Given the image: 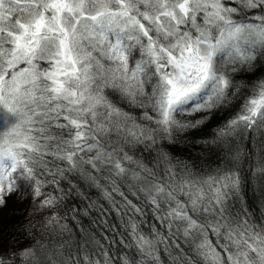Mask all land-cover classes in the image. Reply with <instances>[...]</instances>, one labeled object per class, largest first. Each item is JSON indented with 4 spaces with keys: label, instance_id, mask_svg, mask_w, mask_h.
<instances>
[{
    "label": "snow or ice",
    "instance_id": "1",
    "mask_svg": "<svg viewBox=\"0 0 264 264\" xmlns=\"http://www.w3.org/2000/svg\"><path fill=\"white\" fill-rule=\"evenodd\" d=\"M249 135L264 186V0H0V206L25 191L65 208L43 218L50 243L0 264H164L161 247L171 264H264V205L259 223L236 206L231 144ZM181 143L230 151L203 169Z\"/></svg>",
    "mask_w": 264,
    "mask_h": 264
},
{
    "label": "trees",
    "instance_id": "2",
    "mask_svg": "<svg viewBox=\"0 0 264 264\" xmlns=\"http://www.w3.org/2000/svg\"><path fill=\"white\" fill-rule=\"evenodd\" d=\"M137 115L139 112L137 111ZM226 113L220 114V122H223V118ZM179 118V117H178ZM218 123H213L212 128L218 127ZM215 147V146H214ZM239 148L242 153V173L247 178V186L245 189V196L243 204L237 201V207H247V209L252 213L253 219L256 222H261L262 218V205H264V186H261L257 181L253 179L252 172L249 170V165L253 164L254 161L250 159V156L254 153V146L251 140V136L244 138L243 136L232 141L231 149ZM168 150L172 153L174 157L178 156L181 159L192 161L198 158V165L203 169H212L217 167L222 161L226 160V157L230 151L229 148L223 146L215 147L214 152H208L207 149L202 146H185V144H177L171 146ZM81 186L85 193L92 199H97L99 193L95 189H89L86 185L80 181ZM127 191V189H124ZM46 191H51V188H47ZM6 204L0 206V256L5 258H10L13 251L22 250L25 247L35 244L36 240L39 239L43 243H50V239L46 235H42L41 229L43 226V218L49 215L52 211H59L60 215H64L65 208L61 207L59 209H45L43 212L35 211L34 204L29 192L16 191L9 195H6ZM117 200L120 198L117 196ZM134 199V198H133ZM38 203V201H37ZM69 207L73 204H78L80 207L86 205V201H82L79 197H74L72 200L65 202ZM100 203L107 207V202L100 200ZM93 216L97 213L93 212ZM109 220L118 224L115 213H111L108 216ZM83 223L88 224L90 222V217H81ZM140 219V217H137ZM151 221V217H147ZM34 226V227H33ZM145 231H149L148 224L142 225ZM65 238H67L65 236ZM125 239L127 236L125 234ZM119 240V237H117ZM185 250H188L187 245H182ZM111 251L114 255L128 254L130 256H136L135 249H127L122 245H113ZM179 253L178 249H173V255ZM136 258H139L136 256ZM161 258L164 264H171L168 255L163 251L161 247ZM16 264H19L17 260Z\"/></svg>",
    "mask_w": 264,
    "mask_h": 264
},
{
    "label": "rangeland",
    "instance_id": "3",
    "mask_svg": "<svg viewBox=\"0 0 264 264\" xmlns=\"http://www.w3.org/2000/svg\"><path fill=\"white\" fill-rule=\"evenodd\" d=\"M213 239H214V237H213Z\"/></svg>",
    "mask_w": 264,
    "mask_h": 264
}]
</instances>
